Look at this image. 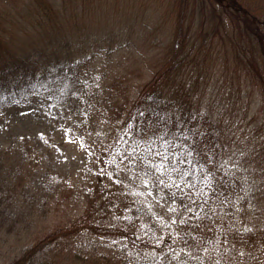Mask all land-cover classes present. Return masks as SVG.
<instances>
[{
	"label": "trees",
	"instance_id": "obj_1",
	"mask_svg": "<svg viewBox=\"0 0 264 264\" xmlns=\"http://www.w3.org/2000/svg\"><path fill=\"white\" fill-rule=\"evenodd\" d=\"M2 2L0 229L4 227L8 215L15 213V208L9 205L8 193L17 187L16 183L22 184L26 177L28 182L20 187L27 191L26 195L30 196L28 202L32 205L28 207L26 215L32 220L35 201H38L37 213H45L49 196L60 183V175L57 180L52 181L48 168L49 151L43 146L53 143L51 139L57 127L60 132L65 129L69 131L65 137L70 141L77 136L82 141V138L96 131L101 136L104 135L97 114L100 100L92 99L97 94L96 88L99 85L91 77L93 73L95 75L96 67H92L95 56L93 53L82 54L85 51L81 53L77 50L75 40L69 36H63L62 45L56 46V41L65 32L63 25L58 23L65 17L69 18V11L71 13V10L84 7L88 0ZM163 4L166 5L170 32L164 46L163 61L159 63V73L153 74L152 79L141 90L133 110L123 124L124 128L112 143L107 144L104 156L106 169L101 174L100 170H95L97 178L104 177L103 183L112 186L114 183L118 185L122 180L125 188L117 191L122 196L120 202L108 201V186L100 192L102 201L94 202L92 210L97 216L95 226L102 232L93 237L89 232H84L81 248L74 249L75 258L85 263L185 264V254L173 258V250H167L161 255L157 253L159 248L163 249L171 241L167 238H172V232L166 235L161 232L171 226L169 223L159 226L157 218L147 205L149 200L142 197L136 184L147 181L145 184L150 196L161 204L171 206L175 219L178 216L193 228V222L203 223L213 208L224 201L225 190L221 189V185L229 186L237 180L225 172L222 166L225 146L210 117L202 112L196 113L180 96L174 98L168 92L171 81L178 77L179 72L191 71L198 66H202V69L213 66L211 42L206 45L193 29L190 34L195 5L208 7L212 15L215 16V12L220 14L225 18V24L231 25L239 38L232 46L233 61L215 59L222 63V74L231 75L229 80L236 78L240 82L241 78H245L256 84L261 90L264 103V0H163ZM231 63L236 68L233 74L229 73ZM102 74L106 75L105 72ZM177 88L179 87H175V91ZM29 117H33L35 126L27 128L26 133L34 131V137L26 139L8 133L10 137L14 136L21 141L20 150L12 155L8 145L2 146L4 141H10L5 136L6 132L17 131L21 120ZM50 127H54L53 131ZM105 134L108 135L109 131L106 130ZM103 137L92 140L93 144L97 146L100 140L107 142L108 137ZM31 139L33 144L27 141ZM29 162L32 165L25 170L26 177H19V168ZM34 162L40 171L33 169ZM102 182L100 181L101 184ZM109 218L111 220L102 225ZM84 220L85 216H82L78 222ZM118 222L133 225L138 230L136 234L137 231L134 232L132 227H126L124 232L127 235L121 234L125 238L131 236L140 246H136L133 252L120 239L111 240L110 235L106 236V231L114 233L118 230ZM11 227L13 224L8 226L9 229ZM89 227L91 231L93 226ZM130 230L133 234H130ZM179 234L181 238H186L184 232ZM109 240L113 244L107 243ZM114 241L119 244L117 251L113 249ZM98 246H101L99 250ZM65 247L66 245L63 249ZM31 253L28 249L7 264H31ZM39 264L63 263L51 255L43 257Z\"/></svg>",
	"mask_w": 264,
	"mask_h": 264
},
{
	"label": "rangeland",
	"instance_id": "obj_2",
	"mask_svg": "<svg viewBox=\"0 0 264 264\" xmlns=\"http://www.w3.org/2000/svg\"><path fill=\"white\" fill-rule=\"evenodd\" d=\"M162 2L163 0H88L84 7L71 10V13L69 11V18L65 17L58 23L63 25L65 32L56 41V46L62 45L63 36H69L75 40L77 50L81 53L85 51L82 54L93 53L95 56L96 60L92 62V67H96L95 75L93 73L91 77L99 85L96 88L97 94L92 99L100 100L97 114L104 134L102 136L104 139L108 137V140H100L96 146L92 140L102 137L97 131L92 135L88 134L82 141L79 136L70 141L65 137L69 131L65 129L60 132L58 127L54 130L51 139L53 143L43 147L49 151L50 177L55 181L60 175V183L49 196L44 214L37 213L38 201H35L32 220L26 215L28 207L32 206L28 202L30 196L20 188L28 182L24 172L31 167L32 162L19 168L18 176L26 178L22 184L16 183L17 187L8 193L9 205L15 208V213L7 214L8 220L0 229V264H7L28 249L32 251L31 264H39L43 257L51 255L56 256L63 264H92L75 258L74 249L81 248L84 232H89L91 237L102 232L95 226L97 216L92 210L94 202L102 201L100 192L106 186L109 187L108 201L120 202L122 196L117 191L125 188L122 180L118 185L114 183L112 186L103 183L104 177L98 176V179L95 170H100L101 174L106 169L104 156L107 144L112 143L124 128L123 124L133 110L141 90L152 79L153 74L159 73V63L163 61L164 46L170 32L166 5H162ZM0 5L4 6L2 0ZM193 12L190 34L193 29L206 45L211 42L213 66L209 65L205 69L198 66L191 71L179 72L178 77L171 81L168 92L174 98L180 96L196 113L202 112L210 117L225 146L222 166L225 172L237 180L229 186L221 185V189L225 190L224 201L213 208L203 223L193 222V228L178 216L176 220L171 206L154 200L145 183L138 182L136 187L141 191L142 197L149 200L147 205L157 218L159 226L168 223L171 226L161 232L163 235L172 232V238L167 239L173 243L168 241L163 249L159 248V255L167 250L174 251L173 258L185 254V264H264L262 93L256 84L245 78H241L239 82L236 78L229 80L230 74H222V63L218 60L233 61L232 46L236 39L239 40L231 25H226L225 18L220 14L215 12L214 16L208 7L200 4L195 5ZM108 48L111 49L107 51ZM229 71L232 74L236 72L233 63L230 64ZM177 86L179 88L175 91ZM34 126L33 117L23 118L17 131L6 132L5 136L10 141H4L2 146L8 145L9 153L17 154L21 141L9 134L30 139L34 137V131L26 133V129ZM53 128L49 129L53 131ZM106 130L109 131L108 135L105 134ZM78 132L77 130L76 133ZM27 141L33 144V139ZM36 164H33V169L40 171ZM33 181L35 184L36 177ZM82 216H85V220L79 223ZM110 220L106 219L102 225ZM118 223V230L114 233L106 231V236L110 235L111 240L120 239L133 252L139 245L131 236L125 238L121 234L127 235L124 232L126 227H132L134 232L137 231L136 234L138 230L133 225ZM12 224L13 227L9 229L8 226ZM90 225L93 226L91 231ZM133 231L130 230V234ZM179 232H184L186 238H181ZM107 243L113 244L110 240ZM97 248L99 250L101 246ZM113 249H119V244L115 241Z\"/></svg>",
	"mask_w": 264,
	"mask_h": 264
},
{
	"label": "snow or ice",
	"instance_id": "obj_3",
	"mask_svg": "<svg viewBox=\"0 0 264 264\" xmlns=\"http://www.w3.org/2000/svg\"><path fill=\"white\" fill-rule=\"evenodd\" d=\"M163 169H161V171H162ZM145 183H147V181H144Z\"/></svg>",
	"mask_w": 264,
	"mask_h": 264
}]
</instances>
